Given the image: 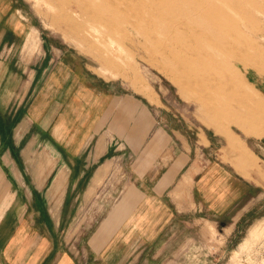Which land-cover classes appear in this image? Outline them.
Listing matches in <instances>:
<instances>
[{"label":"rangeland","instance_id":"rangeland-1","mask_svg":"<svg viewBox=\"0 0 264 264\" xmlns=\"http://www.w3.org/2000/svg\"><path fill=\"white\" fill-rule=\"evenodd\" d=\"M14 1L17 22L32 31L25 42L0 43V60L13 56L0 66V138L14 136L24 121L26 134L0 152L10 150L26 185L18 189H31L40 207L49 209L52 198L62 207L48 214L58 221V248L79 264L100 263L121 235L120 264H264V108L233 121L215 112V83L189 52L209 47L206 36L198 45L191 33L208 30L195 17L224 14L222 23L242 28L260 50L251 54L261 73L251 70L247 82L264 99V0H193L198 12L189 0ZM213 58L230 68L219 54ZM63 59L109 98L101 130L67 163L69 177L66 163L53 169V157L76 147L49 145L44 126L60 112L57 91L47 87ZM32 105L47 109L41 124L24 115ZM253 156L261 173L248 179L238 166ZM130 187L135 199L128 202ZM228 188L243 195L237 205L222 195ZM138 219L150 224L140 221L130 237Z\"/></svg>","mask_w":264,"mask_h":264},{"label":"crops","instance_id":"crops-1","mask_svg":"<svg viewBox=\"0 0 264 264\" xmlns=\"http://www.w3.org/2000/svg\"><path fill=\"white\" fill-rule=\"evenodd\" d=\"M17 12L18 9L15 8L14 0H0V43L9 42L13 44L17 41H22V39L25 42L28 34L32 31L31 27L26 31L25 23L17 22ZM23 44L20 48V53H22ZM11 49H14V45L11 46ZM24 57L27 59L26 55L22 56V58ZM69 57L75 61L77 60L72 55H69ZM12 59L13 56L10 57V55L4 59L1 58L0 66H8ZM65 61L63 59L61 62L55 63L59 65L52 67L53 75L55 74V78L58 80L52 81L47 87V90L54 88L57 91L56 98H58L57 104L58 107L60 106V112L52 117H47L44 126L46 127L45 131L49 135V145L52 143V145L56 146L63 145L65 148L69 146L76 147V153H64V155L53 154V156L55 155L53 157L55 161L52 166L53 169L57 170L59 162L66 163L64 164V171H66L69 177L70 170L68 164L78 160L80 148L83 145L85 147L101 130L106 114V104L109 98L104 97V92H99L97 89L99 86L97 81L89 79L90 77L88 75L81 74L77 69H73L72 66L66 64ZM56 67L58 68L57 70H55ZM80 70L82 69L80 68ZM10 78H12L11 75L8 80ZM22 89L19 90L18 94H20L19 96L25 97L26 89ZM147 96L151 98L148 94ZM67 98H70V100L68 101ZM46 110V108L42 110L40 107L32 105L30 108L24 109L23 112L26 119L32 125H36L42 123L44 120L42 115ZM26 123L24 121L21 126L18 125L16 127L14 136H2L0 138V146H18L22 144L26 134V131H23L24 124ZM34 141L36 142V140ZM30 144L31 142L27 145ZM10 157L12 156L9 148L6 151L0 152V264H79L69 252L58 248V244L55 241L57 236L55 229L58 226V221L56 219H49L48 214H50V209L55 211L54 208L61 209L62 207H55L53 204L56 202L53 203V198L48 200L49 209L44 206L40 207V203L32 201L31 198L33 195L31 189H18L19 185L22 188L26 185L21 173L16 168L14 160ZM255 160L256 158L253 156L250 162L244 163L246 166L244 164L238 166L241 167L240 174L243 177L249 179L251 176L250 173L256 174L257 176L261 173L257 160ZM26 161L31 165H33L31 162H35L34 159L30 158H26ZM84 162L87 163L84 165L85 176V171L88 170L90 165L86 159H84ZM8 171H12V174L8 173ZM19 177L21 181L17 180ZM200 182H203V180H200ZM95 183H99L98 178H95ZM240 186L243 187L242 183ZM133 189L130 187L128 190V202L134 201L135 199ZM66 191L67 189H62L60 192L65 195ZM152 191H155V189ZM52 192H54V189H51ZM151 195L154 198L156 194ZM222 195H231L232 200L235 197L234 205H237L243 199V195L238 197L236 192H230L229 188ZM214 197H216L215 201H217L219 197L218 193H215ZM74 204L75 202H72L68 209L72 210ZM199 204L202 206L201 203ZM129 205L130 203H128ZM40 210L45 212V216L47 217L44 215L42 217ZM138 220L139 222L134 224L130 237L133 235V232H137L136 225L142 226L144 224L140 221L144 220L145 224H150L147 223L148 219ZM51 222L52 226L50 225ZM50 227H52V230H50ZM121 245V235H118L117 239L101 253L100 263L94 264H120L121 256L119 246Z\"/></svg>","mask_w":264,"mask_h":264},{"label":"bare ground","instance_id":"bare-ground-1","mask_svg":"<svg viewBox=\"0 0 264 264\" xmlns=\"http://www.w3.org/2000/svg\"><path fill=\"white\" fill-rule=\"evenodd\" d=\"M189 3L193 5L191 11L198 12L199 7L197 1L189 0ZM219 15L206 17L198 15L195 17L193 21L206 25L208 30L205 28L202 30L194 29L191 33L196 36L198 45L202 44L203 36H206L209 47L208 50L193 49L190 47L189 52L197 59L196 61L201 66L203 76L208 72V76L215 83V86H213L214 84L212 85L211 90L215 112H224L223 115L233 121L242 112L248 114L250 111L254 112L264 108V99L261 98L263 96L247 82V75L251 70L256 71L257 74L261 73V70L257 68L259 64L257 63L258 60L256 61L254 59V54L260 53V50L256 43L248 40L250 35L247 32H244L242 28L234 29L228 27L227 22L222 23L221 21L222 19L225 20L224 14L219 13ZM251 35L252 38L256 36L255 33ZM214 53L223 57L227 61V64H231V66L229 65L230 68L228 69L225 66L227 68L225 69L220 63L216 62L213 58ZM206 57L209 59V63L204 64L203 59H206ZM199 59L203 61L200 62L198 61ZM190 70L192 71V69ZM247 89H250L251 92L249 93Z\"/></svg>","mask_w":264,"mask_h":264}]
</instances>
